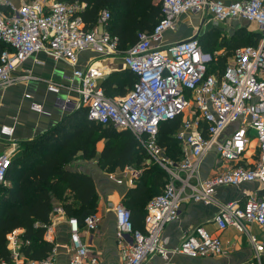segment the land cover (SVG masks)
Segmentation results:
<instances>
[{"label":"built area","instance_id":"built-area-1","mask_svg":"<svg viewBox=\"0 0 264 264\" xmlns=\"http://www.w3.org/2000/svg\"><path fill=\"white\" fill-rule=\"evenodd\" d=\"M160 1L161 17L152 32L138 34L137 43L122 51L124 65L136 81L129 93L116 101L108 98L99 84L103 69L95 65L84 70L76 67L77 54L85 49L102 56L121 53L117 37L85 29L80 16L84 5L76 0H0V43L4 45L0 51V88L32 79L31 75L15 77V73L36 53L70 63L75 69L65 87L76 98H58V105L62 109L70 105L86 109L89 121L130 131L147 156L168 175L162 192L146 206L145 233L132 229L130 212L124 206L115 207L119 264H143L154 256L161 258L162 264H176L170 256L205 260L223 255L220 238L202 225L183 235L179 245L171 249L161 236L162 229L180 217L184 201L216 205L214 196L219 187L264 184V0ZM202 11L211 15L215 26L239 21L255 24L257 44L236 48L226 57L223 68L216 53L205 51L197 36L160 46L164 33L175 29L180 16ZM109 20L110 13L102 11L99 25L106 28ZM46 89L58 95L61 86L48 84ZM29 108L36 114L44 113L40 103H31ZM178 117L182 122L174 137L182 145L183 157L174 164L162 156L156 137L160 123ZM234 125L231 134L222 138ZM15 130L14 123L0 125L4 145L0 151V185L6 183L19 148ZM251 148L255 154L249 152ZM210 152L216 154L219 165L213 175L201 179L199 168ZM248 153L253 157L250 162ZM128 170V182L133 185L140 172ZM212 222L218 231L231 227L247 235L252 254L243 264H264V241L249 233V226L257 225L264 235L263 199L250 198L243 205L219 204ZM98 223L96 214L83 220L86 232L94 231ZM68 224L75 248L69 264H102L80 244L78 221L71 218ZM125 235L131 237L128 247L122 245ZM43 239L54 240L49 226H45ZM14 261L0 264H16ZM26 264L56 263L51 254Z\"/></svg>","mask_w":264,"mask_h":264},{"label":"crops","instance_id":"crops-1","mask_svg":"<svg viewBox=\"0 0 264 264\" xmlns=\"http://www.w3.org/2000/svg\"><path fill=\"white\" fill-rule=\"evenodd\" d=\"M78 2L85 6V9L80 13V16L83 20L84 13L90 7L86 2ZM101 12L102 10L99 11L98 15H100ZM111 12H114L113 8L111 9ZM97 17L99 18V16ZM98 18L88 23H85L83 20L85 29L98 33L103 31L109 33L108 25L106 28H102L98 23ZM213 25L214 24L212 23L211 15H208L204 18L201 13H186L177 19L174 30L164 33L160 46L171 45L196 36L198 39L206 36L209 38L207 41H211L213 40L214 35L217 34L216 30L213 29L216 27ZM221 25H229L230 29L229 31H226V34H228L229 37L234 35V38H229L227 41H230V39L232 41L233 39L248 40L249 37L252 38L250 34L254 33H250V28L253 32L258 34V28L253 23L239 21L228 22ZM219 44L220 43L217 45L219 46ZM219 47H221L219 48L220 53L216 54L226 53V57L231 55V53L236 48L233 44H231V47L226 45ZM124 49L125 47L119 48V51L121 52L120 54H110L103 56L99 55L92 49H85L77 54V69L84 70L89 65H95L103 69L104 77L99 82V84L102 89L104 88V94L106 93L108 98L116 101L122 99L129 93L134 82V76L126 69L124 65L122 52ZM208 52L215 53L211 51V48H209ZM219 56L221 59L225 57L223 55V57L221 55ZM37 61L41 62L42 64H36ZM217 63H221L220 60H218ZM74 69L75 67L66 61H53L43 53H36L34 56L30 57L26 62H24L15 73V77L31 75L32 79L24 81L20 80V82L15 85H11L6 88H0V125H12L13 123L16 124L14 138L17 141L19 147L23 143L35 141L46 135L48 132L56 128L65 118L69 117L77 110L82 109L73 108L71 105L65 109H62L57 103L58 98L63 99L68 96L76 98L75 94L65 87L69 84L67 77L72 75ZM48 84L61 86L60 93L58 95H54L53 93L48 92L46 89ZM31 103H40L44 109V113L36 114L32 112L29 108ZM234 127L235 125L230 126L222 135V138L228 137ZM117 131L121 132L128 130ZM176 142L178 144L179 154H181V157L179 155L178 158L172 157L164 148L158 145L162 150V156L165 159L169 161L178 160L179 158L180 160L182 159V145L177 140ZM104 144V141H100L96 144L97 153L94 158L86 160L81 157L82 153H77L74 160L67 167L72 171L88 175L93 180L96 189L94 214L99 217V223L97 224L96 229L91 232L85 231L83 223L79 225L80 244L87 249L90 256L97 257L102 264H119L121 245L118 243L115 235V207L122 205L127 209L126 201L128 198V192H130L132 189H135V187L142 182V173L145 169L155 167L156 170L164 175V181L165 177L168 179V175H165V173H163L155 165V163H151L152 159L147 157L146 152L139 143L138 145L143 152V162L140 167L135 165H127L122 169H115L113 171L103 170L100 165L99 155L104 147ZM2 150H4V145L0 142V151ZM19 150H17V152ZM249 152H252V148ZM250 153L246 154L247 162H250V160L253 158L252 156L249 157ZM252 154H255V152H252ZM75 164L77 166H75ZM218 165L219 162L217 160L216 154L214 152H210L203 159L199 168L200 178L206 179L213 175ZM128 168L140 172L138 179L135 180L133 185H130L128 182V179H130V171ZM118 180H121L120 184L117 183ZM250 198L264 200V184L250 182L243 183L238 187H219L217 188L214 196L216 205H204L199 202L184 201L180 207V217L176 221L166 224L162 229L161 236L167 241L168 249L177 247L183 235L191 233L197 226L202 225L206 230L209 231V233L220 238L224 248V254L205 260H192L183 256H170V260L176 264H243V262H247L252 254L251 247L248 244L247 235L245 233H239L231 227L223 231H218L212 220L217 213L219 204L234 202L239 205H243ZM72 203L75 208L79 206L78 202L72 201ZM52 205L53 210L50 216V222L47 226L52 229L54 240L53 242H47L44 239L43 240L53 245L49 256L51 254L54 255L56 264H69L70 258L75 252V248L71 244V231L68 224L69 219L73 217L69 218L66 216L62 209L61 203L57 200H53ZM142 214V230H139V228L133 229L132 222L131 227L134 231L137 230L139 232L145 233L144 220L146 216V206H144ZM249 233L259 239V241H264V235L257 225H250ZM22 236L23 230L21 229H18L7 236V249L11 253V259L9 263L13 260H15L14 262L16 264H26L28 261H31L20 252L21 247L27 245L28 243L22 240ZM242 236L245 237V247H243L244 245H241L239 241V238ZM124 238V243L122 245H126L128 247L131 243V237L130 235H125ZM65 240H67V242H64ZM13 242H15V245ZM15 255L16 257L14 258ZM162 263L163 261L161 258L154 256L145 260L143 264Z\"/></svg>","mask_w":264,"mask_h":264},{"label":"trees","instance_id":"trees-1","mask_svg":"<svg viewBox=\"0 0 264 264\" xmlns=\"http://www.w3.org/2000/svg\"><path fill=\"white\" fill-rule=\"evenodd\" d=\"M77 1L86 2L90 7L83 15L85 23L98 18L101 10L110 13L108 32L117 37L118 49L125 47L126 50L135 45L138 34L152 32L161 17V1L158 0ZM112 8L114 12H111ZM250 36L254 39L249 45H256L259 38L257 33ZM208 39L206 36L199 39L206 51L211 48ZM236 44V48L247 46ZM219 46L225 45L220 42ZM3 47L0 43V51ZM225 59L226 56L220 59L221 68ZM133 79L134 84L136 77ZM181 122V117H178L160 123L156 137L158 145L174 158L179 157V148L173 136ZM100 141L105 143L99 155L103 170L113 171L127 165L140 167L142 164L143 152L129 131L118 132L112 126L104 127L91 122L83 108L41 138L22 144V151L29 150L31 155L27 156L28 152L23 151L18 158L12 159L6 174L9 186L0 190V262L10 261L7 236L18 229L23 230L22 240L28 242L20 249L27 259L43 260L49 256L53 245L45 242L43 236L45 226L50 222L53 200L60 202L66 216L76 218L79 225L87 216L94 214L96 189L93 180L67 166L74 160L77 151L86 160L94 158L96 144ZM37 149L39 152H36ZM15 160H19V165ZM163 178L164 175L155 167H150L143 171L142 182L128 192L126 206L133 229L142 230V210L162 192L165 185ZM72 201L78 202L79 206L75 208Z\"/></svg>","mask_w":264,"mask_h":264},{"label":"rangeland","instance_id":"rangeland-1","mask_svg":"<svg viewBox=\"0 0 264 264\" xmlns=\"http://www.w3.org/2000/svg\"><path fill=\"white\" fill-rule=\"evenodd\" d=\"M202 15H203V17L205 18V17H207L209 14L206 12V11H202V13H201ZM221 25V24H220ZM217 25V26H215V25H213V26H215L216 28H213V29H215L216 30V35H214V37H213V40H211L210 41V45H211V51L212 52H215V53H220V50H219V48H221V47H219L217 44L218 43H220V42H222V44H224V45H226V46H228V47H231V44H233V45H237L236 43H238V44H241V45H249V44H251L252 43V38H248V40L247 39H241V40H237V39H233L232 41H231V39H230V41H227L229 38H234L233 36H231V37H229V35L228 34H226V31H229V29H230V27H229V25ZM250 33H255V32H253L252 31V29L250 28ZM219 55H223L222 53L221 54H216V56H217V59L218 60H220L221 58H220V56ZM224 56V55H223ZM222 56V57H223ZM78 145L80 146L81 144H80V142H78ZM19 147V146H18ZM20 149V150H19ZM18 152H17V150H16V153H15V158L14 159H16V158H18V155H20L23 151L25 152V150H23L22 151V145H20V147L18 148ZM38 150V149H37ZM36 150V152H39V150L37 151ZM26 152H28L26 155L27 156H30L31 155V153L29 152V150H27ZM25 152V153H26ZM76 153H80L79 151H77ZM25 155V156H26ZM180 155V157H181V154H179ZM148 157V156H147ZM180 161V158L178 159V160H172L171 162L172 163H178ZM15 163L16 164H18L19 165V160H15ZM151 163H155V165L163 172V173H165V175H166V172L164 171V169L157 163V162H155V161H153V160H151ZM75 166H77L76 164H75ZM166 180H167V177H165V182H166ZM9 186V183H8V181H6V183L5 184H1L0 185V190L1 191H3V190H5L7 187ZM245 237L244 236H242V237H240L239 238V241H240V243H241V245H244L243 247H245L246 245V243H245V239H244Z\"/></svg>","mask_w":264,"mask_h":264},{"label":"water","instance_id":"water-1","mask_svg":"<svg viewBox=\"0 0 264 264\" xmlns=\"http://www.w3.org/2000/svg\"><path fill=\"white\" fill-rule=\"evenodd\" d=\"M64 242H67V240H65Z\"/></svg>","mask_w":264,"mask_h":264}]
</instances>
